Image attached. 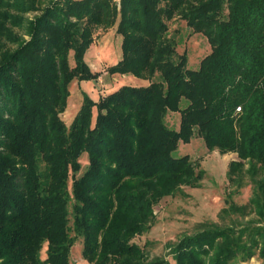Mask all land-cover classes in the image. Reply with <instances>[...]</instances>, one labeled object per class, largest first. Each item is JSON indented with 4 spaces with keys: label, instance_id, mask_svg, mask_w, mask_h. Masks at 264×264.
I'll list each match as a JSON object with an SVG mask.
<instances>
[{
    "label": "trees",
    "instance_id": "trees-1",
    "mask_svg": "<svg viewBox=\"0 0 264 264\" xmlns=\"http://www.w3.org/2000/svg\"><path fill=\"white\" fill-rule=\"evenodd\" d=\"M176 16L210 46L197 69L175 58ZM116 24L121 59L107 74L159 79L97 102L83 93L66 125L70 84L100 76L84 59L94 31ZM195 136L236 154L223 211L255 219L205 224L169 245L172 260H264V0H0V264H71L76 239L89 264H169L133 240L162 199L201 186L199 163L174 155ZM248 183L252 198L236 205Z\"/></svg>",
    "mask_w": 264,
    "mask_h": 264
},
{
    "label": "rangeland",
    "instance_id": "rangeland-1",
    "mask_svg": "<svg viewBox=\"0 0 264 264\" xmlns=\"http://www.w3.org/2000/svg\"><path fill=\"white\" fill-rule=\"evenodd\" d=\"M119 2V0H115ZM226 14V9L223 15ZM34 14H26L32 17ZM168 37L176 43L177 59L180 55L187 56V67L197 69L199 62L210 53V46L206 38L195 34L187 28L186 23L179 17H174L167 22ZM117 24L109 29H96L93 34V43L85 54V62L99 77L93 81L78 82L74 80L69 89L72 95L68 98L65 111L61 119L69 125L76 115L82 103V94L86 93L95 102L99 98L117 90L123 85L148 86L150 82L158 81L156 75L152 80H141L133 76L109 75L106 69L115 65L121 59V36L116 32ZM109 49V57H102V50ZM120 54V57H119ZM73 65V61L71 60ZM73 102L74 109H70V102ZM93 109V115H95ZM180 116L178 113H170L166 117V123L173 129H178ZM177 157L188 155L192 161L199 163L205 170V177L199 188L181 187L176 194L166 197L155 206V223L145 234L136 236L134 243L144 248L149 258H162L175 264L172 260L169 245L176 243L183 235H193L201 230L205 224H217L220 226L231 223H245L255 219L254 213L249 209L246 215L225 214L223 209L227 206L226 199L229 192L226 172L228 164L237 160L234 153L221 154L214 149L209 151L202 139L194 137L189 143H180L174 152ZM79 163L81 175L87 167V156L83 154ZM247 167V166H246ZM264 176V172L261 173ZM70 184V182H69ZM253 186L246 184L238 194L234 195L232 201L236 205H246L253 196ZM71 209V208H70ZM72 223V221H71ZM70 223V224H71ZM73 235V234H72ZM46 246L43 247L41 258H45ZM82 239H76L70 251L71 264H89L82 258ZM236 264H264V260L255 256L247 262Z\"/></svg>",
    "mask_w": 264,
    "mask_h": 264
},
{
    "label": "bare ground",
    "instance_id": "bare-ground-1",
    "mask_svg": "<svg viewBox=\"0 0 264 264\" xmlns=\"http://www.w3.org/2000/svg\"><path fill=\"white\" fill-rule=\"evenodd\" d=\"M109 53H110V50L109 49H104V50H102V57L103 58H108L109 57ZM74 104H73V102L71 101L70 102V105H69V107H70V109L68 110V112H72L73 111V109H74V106H73Z\"/></svg>",
    "mask_w": 264,
    "mask_h": 264
},
{
    "label": "crops",
    "instance_id": "crops-1",
    "mask_svg": "<svg viewBox=\"0 0 264 264\" xmlns=\"http://www.w3.org/2000/svg\"><path fill=\"white\" fill-rule=\"evenodd\" d=\"M119 57H120V54H119ZM69 92H70V95H72V97H74L73 94H72V93H74V92H71L70 89H69Z\"/></svg>",
    "mask_w": 264,
    "mask_h": 264
}]
</instances>
